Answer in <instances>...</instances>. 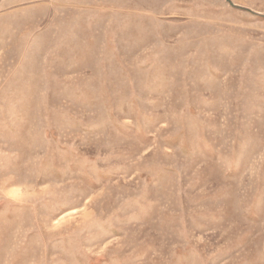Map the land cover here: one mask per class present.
I'll list each match as a JSON object with an SVG mask.
<instances>
[{
    "label": "rangeland",
    "instance_id": "obj_1",
    "mask_svg": "<svg viewBox=\"0 0 264 264\" xmlns=\"http://www.w3.org/2000/svg\"><path fill=\"white\" fill-rule=\"evenodd\" d=\"M0 264H264V0H0Z\"/></svg>",
    "mask_w": 264,
    "mask_h": 264
}]
</instances>
